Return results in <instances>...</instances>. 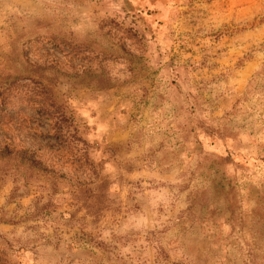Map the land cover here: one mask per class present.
<instances>
[{
  "label": "rangeland",
  "instance_id": "obj_1",
  "mask_svg": "<svg viewBox=\"0 0 264 264\" xmlns=\"http://www.w3.org/2000/svg\"><path fill=\"white\" fill-rule=\"evenodd\" d=\"M6 79L0 264H264V0H0Z\"/></svg>",
  "mask_w": 264,
  "mask_h": 264
},
{
  "label": "trees",
  "instance_id": "obj_2",
  "mask_svg": "<svg viewBox=\"0 0 264 264\" xmlns=\"http://www.w3.org/2000/svg\"><path fill=\"white\" fill-rule=\"evenodd\" d=\"M49 44L53 47H59L54 40L49 41ZM68 48L72 49L71 47ZM21 58L22 69L19 81L30 80L32 84H36V88L27 93V101L38 104L37 111L50 123L58 140H67L68 132H65L66 128L64 127V124L68 123L69 119L66 116L64 103L56 92V86L59 84L60 80L63 79H70L78 85L94 88H99L102 84L96 82L95 79H92L91 72H84L81 75H66L54 66H41L32 63L24 52L21 54ZM9 86L7 79L0 84V101L4 102L6 98H8L10 91ZM13 155L14 154L8 147L0 148L1 158Z\"/></svg>",
  "mask_w": 264,
  "mask_h": 264
}]
</instances>
